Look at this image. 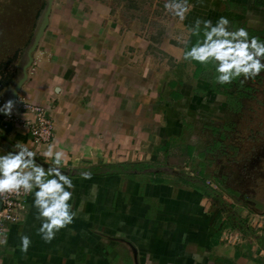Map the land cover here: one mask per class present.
I'll list each match as a JSON object with an SVG mask.
<instances>
[{"label":"crops","instance_id":"0c3cea01","mask_svg":"<svg viewBox=\"0 0 264 264\" xmlns=\"http://www.w3.org/2000/svg\"><path fill=\"white\" fill-rule=\"evenodd\" d=\"M189 3L186 19L174 16L157 40L147 22L134 11L121 10L114 0L52 1L47 27L39 32L34 49L38 66L26 81H19L12 114L0 111V124H12L8 133L0 128V155L14 151L18 141L30 142L37 162L51 166L52 160L42 154L49 144L33 142L27 123L33 115L18 105L25 101L54 107L50 144L56 142L67 153L62 171L75 185L71 203L77 215L46 243L38 235L42 221L31 194L23 220L10 228L7 245L0 246V264H255L254 252L264 253L257 238L264 223L258 229L248 225L264 211L246 206L243 198L252 195L242 189L249 184L253 192L252 184L264 178V150L257 148L264 145V71L243 84L241 77L237 85L245 95L236 99V84H231L229 96L214 93L211 79L203 74L213 67L201 65L196 75L198 67L183 59L189 29L198 18L215 24L227 17L230 30L237 23L261 31L264 7L254 0ZM4 93L0 101L6 100ZM4 104L0 102V109ZM222 112L225 116L219 118ZM201 115L223 126L227 140L235 135L244 142L228 149L226 141L232 156L240 151L241 161L226 165L223 188L213 181L226 209L256 230H240L245 239L237 246L221 243L222 229H237L229 212L194 185L173 174L168 178L163 171L169 167L154 168L156 148L184 133L181 118L192 121ZM123 164L148 167L105 174ZM90 170L96 174L84 179L81 173ZM194 178L192 184L206 181ZM22 234L32 239L26 254L20 251Z\"/></svg>","mask_w":264,"mask_h":264},{"label":"clouds","instance_id":"9594fccd","mask_svg":"<svg viewBox=\"0 0 264 264\" xmlns=\"http://www.w3.org/2000/svg\"><path fill=\"white\" fill-rule=\"evenodd\" d=\"M165 9L185 20L191 11L189 0H166ZM227 17H220L215 24L211 20L197 19L189 31L198 39L184 52L183 59L201 65H213L215 83L232 84L243 77L241 83L252 79L264 71V39L250 36L246 27L234 30ZM59 79V78H57ZM16 101L9 99L0 111L11 115ZM30 144V142H29ZM29 144L17 142L14 151L0 155V196L5 194H33V206L37 209V219L41 220L38 235L46 243H51L61 229L71 225L77 213L71 201L75 185L68 174L62 171L67 164V153L58 144H49L42 153L52 160L47 168L37 162V153ZM84 179H91V173H81ZM6 229L0 231V246L7 245ZM32 244L29 235L20 236V251L27 253Z\"/></svg>","mask_w":264,"mask_h":264},{"label":"rangeland","instance_id":"374dc122","mask_svg":"<svg viewBox=\"0 0 264 264\" xmlns=\"http://www.w3.org/2000/svg\"><path fill=\"white\" fill-rule=\"evenodd\" d=\"M52 1L0 0V97L5 91V101L12 100L18 86L21 85L19 81H26L28 76L34 72L32 69L38 66L34 49L40 41L39 32L42 34L47 27ZM114 2L121 5V10L136 12L134 14L140 17L142 23L147 22L157 40L160 35L164 34V25L169 24L174 17L164 7L166 0H114ZM210 66L212 65L203 67L208 69L213 67ZM203 72L204 79L207 81L211 79V70ZM233 88L235 90V87ZM216 89L217 86L214 87V90ZM5 101L0 102L4 104ZM224 116L222 112L219 118H224ZM181 120L184 133L178 139H173L156 148L154 151L156 155L153 163L154 168L162 170L166 167L167 161H172L175 165V172L190 176L193 181H195L194 177L196 176L203 178V180L217 181L223 188L225 185L223 175L226 165H236L241 155L238 151L237 154L234 152L232 156L228 149H230V145L239 146L244 142H238L235 135L233 136L234 139L229 138L227 140L224 135V127L220 124L216 125L214 121L211 123L207 116L201 115L197 119H192L193 122H196L195 124H191V119L186 118V116L182 117ZM218 122L219 119L216 123ZM261 133L263 132L261 131ZM252 134L254 133L252 132ZM251 135L247 140L250 139ZM226 141H229L228 149L225 146ZM261 147L264 150V145L258 144V150ZM262 149L260 151H263ZM235 155H237L236 159ZM163 172L170 174L168 178H172L171 175H174L172 173L174 171L171 169ZM252 185L256 189L253 192H251L249 184H242L245 193L252 195L249 198H243V202L246 206L255 208L256 211H264V178L259 183ZM235 212L233 211L237 215ZM246 237L252 238L249 235ZM243 239L245 238L243 237ZM254 253L255 258H252L255 264H264V253L261 251L260 254Z\"/></svg>","mask_w":264,"mask_h":264},{"label":"built area","instance_id":"2783aa9c","mask_svg":"<svg viewBox=\"0 0 264 264\" xmlns=\"http://www.w3.org/2000/svg\"><path fill=\"white\" fill-rule=\"evenodd\" d=\"M33 70L34 69H32V71ZM18 107L24 112L33 115L30 120H27L33 142L36 145L50 144L54 137L55 130L52 119V110L54 107L51 105L43 106L32 104L25 101L21 102ZM205 184L214 190H218L217 185L211 180H206ZM30 195L31 194H24L21 192L20 195L5 194L0 196V231L6 229L7 235L13 225L23 220ZM262 223H264V216L262 215H256L248 220V225L253 229H258ZM220 238L224 246H237L244 240L239 230L230 227L222 229Z\"/></svg>","mask_w":264,"mask_h":264},{"label":"trees","instance_id":"16d2710c","mask_svg":"<svg viewBox=\"0 0 264 264\" xmlns=\"http://www.w3.org/2000/svg\"><path fill=\"white\" fill-rule=\"evenodd\" d=\"M254 3L258 6H263L264 7V0H254ZM239 24L237 23H234V29L235 28H238ZM240 27H245V26H240ZM233 29V30H234ZM249 33H250V36H258L260 37L261 39H264V30H261V31H255V30H250L248 29ZM198 38L196 36H193L190 34L189 38L187 39L185 45H184V52L187 51L188 49H190V47L192 46V44H194L196 42ZM194 65H196L198 67V69L196 70V75L199 74L200 70H199V67L201 66V64L197 63V62H194V61H191ZM213 66V65H212ZM215 76H216V73H215V68L213 66V72H212V76H211V81H212V85L213 87L217 86V89L216 90H213L215 93L217 94H221V95H228L229 94V91L232 89V85L231 84H225V85H220V84H217L215 83ZM239 80H236L234 81L233 83L236 84V91H234L235 94V97L236 99L237 98H240L242 96H244L245 94L241 92V87L239 85H237L239 83ZM214 89V88H213ZM229 96V95H228ZM165 165V164H164ZM166 166L169 167L172 171V173H174V175L176 176V178H178L180 181L184 182L185 184H191V185H194L196 188L200 189L201 191L204 192V194L211 198L212 201L214 202V204L216 206H218L219 208H221L224 212H229L228 213V216L230 218V220L234 223V227H236L239 231H245L246 233H255L254 230H251V228H249L247 225H246V222L241 220L240 218H238L237 215H235L234 213H232V211H229L227 210L226 208L229 206L226 205L221 199L220 197L216 194L215 190H213L212 188L208 187L204 181H201L199 184H192L191 183V178L190 176H187V175H184L183 173L181 172H175V165L174 163H172V161H167L166 162ZM146 167V165H142V164H123V165H115V166H111L110 167V171H106L105 174H108V173H133L134 171H142L144 170ZM98 172L100 169H97ZM77 172L74 170V174H76ZM89 173H91V175H94L96 173H93L91 170L89 171ZM176 173V174H175ZM153 181H156V180H153ZM228 192L232 195V196H235V193L228 190ZM258 241L261 243V245H264V230L262 231V235L258 236Z\"/></svg>","mask_w":264,"mask_h":264},{"label":"water","instance_id":"95a60500","mask_svg":"<svg viewBox=\"0 0 264 264\" xmlns=\"http://www.w3.org/2000/svg\"><path fill=\"white\" fill-rule=\"evenodd\" d=\"M0 128L4 131V132H10L11 129H12V124L10 122H7V121H3L1 124H0ZM40 164H43L46 168L48 167V165L44 164V163H40Z\"/></svg>","mask_w":264,"mask_h":264}]
</instances>
